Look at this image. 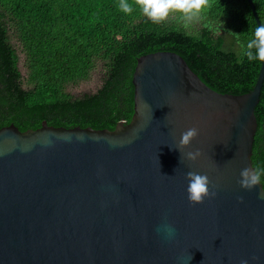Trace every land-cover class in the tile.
Segmentation results:
<instances>
[{"label": "water", "instance_id": "1", "mask_svg": "<svg viewBox=\"0 0 264 264\" xmlns=\"http://www.w3.org/2000/svg\"><path fill=\"white\" fill-rule=\"evenodd\" d=\"M263 79L261 63L250 92H217L179 55L152 52L135 59L127 120L0 126V264H264L262 184L238 183ZM193 127L194 162L177 149ZM190 171L216 196L191 204Z\"/></svg>", "mask_w": 264, "mask_h": 264}, {"label": "trees", "instance_id": "2", "mask_svg": "<svg viewBox=\"0 0 264 264\" xmlns=\"http://www.w3.org/2000/svg\"><path fill=\"white\" fill-rule=\"evenodd\" d=\"M251 1L261 25L264 0ZM211 5L186 30L172 18L155 25L138 11L126 15L118 0H0V126L29 128L42 121L91 126L127 120L133 108L135 59L158 51L179 55L214 91L250 92L261 64L244 55L258 26L250 3L211 0ZM9 33L24 56L25 80ZM98 61L103 64L99 88L69 94L68 86L87 81ZM254 114L252 164L264 170V79Z\"/></svg>", "mask_w": 264, "mask_h": 264}, {"label": "clouds", "instance_id": "3", "mask_svg": "<svg viewBox=\"0 0 264 264\" xmlns=\"http://www.w3.org/2000/svg\"><path fill=\"white\" fill-rule=\"evenodd\" d=\"M211 6V0H118L119 10L126 15H132L134 11H138L155 25L165 23L172 18L186 30L197 24ZM244 48V55L249 61L264 63V23L254 28L252 37ZM198 135L199 130L197 128L187 129L181 134L177 147L187 160L193 162L203 155L201 150L196 149L187 153H184L183 150L189 148ZM262 175H264V170L246 167L241 170V178L238 183L243 189L251 191L257 185H261ZM186 178L188 180V200L191 204H202L206 197L216 196L217 193L209 187L211 181L207 175L190 171L186 174ZM259 198L264 199V186H261ZM239 199L243 203V197ZM163 227L168 237L172 238L175 234L174 228L170 225ZM240 264H248V261L242 259Z\"/></svg>", "mask_w": 264, "mask_h": 264}, {"label": "rangeland", "instance_id": "4", "mask_svg": "<svg viewBox=\"0 0 264 264\" xmlns=\"http://www.w3.org/2000/svg\"><path fill=\"white\" fill-rule=\"evenodd\" d=\"M9 36H10L11 43L13 44L14 48L17 50L19 54L18 66L21 72V78L22 80H25L27 76V71H26L25 64H24V56L21 53L20 46L18 42L15 40V38L10 33H9ZM102 72H103V64L98 61V63H96L94 69L90 73L89 79L87 81L80 82L77 85H70L68 86L66 91L73 96H80L83 93L95 92L101 85V73ZM24 86L26 85L24 84Z\"/></svg>", "mask_w": 264, "mask_h": 264}]
</instances>
